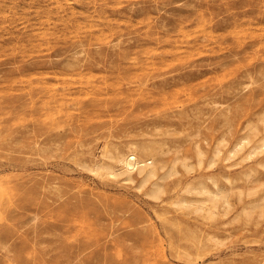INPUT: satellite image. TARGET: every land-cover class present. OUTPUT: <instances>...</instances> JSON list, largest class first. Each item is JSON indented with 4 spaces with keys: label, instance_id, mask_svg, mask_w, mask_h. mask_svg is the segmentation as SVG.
<instances>
[{
    "label": "rangeland",
    "instance_id": "374dc122",
    "mask_svg": "<svg viewBox=\"0 0 264 264\" xmlns=\"http://www.w3.org/2000/svg\"><path fill=\"white\" fill-rule=\"evenodd\" d=\"M263 107L264 0H0V264H264Z\"/></svg>",
    "mask_w": 264,
    "mask_h": 264
},
{
    "label": "bare ground",
    "instance_id": "6f19581e",
    "mask_svg": "<svg viewBox=\"0 0 264 264\" xmlns=\"http://www.w3.org/2000/svg\"><path fill=\"white\" fill-rule=\"evenodd\" d=\"M263 146H264V144H263ZM241 147H242V142L239 145H237V148L234 151L240 149ZM143 148L145 150L151 151L150 156L143 158V156L142 157L140 156L139 151L136 147H131L128 152H126V150H125L126 153L125 152L124 153L119 152L120 154L116 155L117 163L119 164L118 167H116L115 165H112V164L103 165L104 163L103 164L98 163V164H96V166L93 167V169L96 171L107 172L108 174L113 175V176L124 175L125 178H127V179L133 178V173L135 171H138V173L142 176L143 181L149 180L150 178H152L153 176H155L158 173L157 172L158 165L156 164L157 155H156V152L153 150L154 148L152 146L144 145ZM256 148H259V146ZM199 152H201L200 149H199ZM161 190H162V185L160 184V182H156V186L153 190V194L158 195V193ZM201 191H208V189L206 187H202ZM212 193H213L212 196H213V199L215 202L219 198H222L225 196L222 189H220L219 187L217 189H214L212 191Z\"/></svg>",
    "mask_w": 264,
    "mask_h": 264
}]
</instances>
